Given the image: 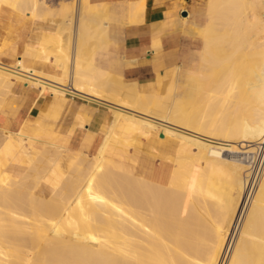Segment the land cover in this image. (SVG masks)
Masks as SVG:
<instances>
[{"label":"bare ground","instance_id":"1","mask_svg":"<svg viewBox=\"0 0 264 264\" xmlns=\"http://www.w3.org/2000/svg\"><path fill=\"white\" fill-rule=\"evenodd\" d=\"M97 6L0 0L34 22L23 55L0 61V109L17 82L116 106L94 156L0 130V264H264V175L246 198L235 156L264 138V0H206L191 83L177 90L174 68L164 94L97 67L96 43L83 52ZM47 62L54 74L35 66ZM152 135L177 145L165 178L135 169L131 149Z\"/></svg>","mask_w":264,"mask_h":264},{"label":"crops","instance_id":"2","mask_svg":"<svg viewBox=\"0 0 264 264\" xmlns=\"http://www.w3.org/2000/svg\"><path fill=\"white\" fill-rule=\"evenodd\" d=\"M132 1L145 2L144 15L131 12L129 2ZM91 2L100 5L92 15L90 33L91 42L93 45L96 43L97 67L114 77L122 78L124 83L125 80L137 82L135 84L138 89L144 93L155 94L166 92L174 70L177 69V78L180 79L177 90L187 91V80L182 76L198 65L199 56L197 60L196 57L203 46L200 32L207 21L206 4L204 8L203 3L197 5L195 14L186 9L193 7L198 0ZM134 15L144 17L143 21L136 18L137 22L134 21V24L131 22ZM33 25V20L18 17L16 11L6 7L1 9V62L13 66L18 56L23 55L27 45L32 42ZM188 38L191 41L186 40ZM190 53L193 58L191 65L183 68L181 63ZM50 64L36 63L35 66L37 69H44L47 74H54L55 70ZM41 90L39 86L15 83L0 109V130L51 142L63 140L69 150L90 156L97 155L113 121L111 107L116 106L103 100L98 102L70 94L60 97ZM162 138V135H152L138 140L131 149V155L136 160V171L151 169L155 176L165 178L167 172L176 165V143L172 140L161 141Z\"/></svg>","mask_w":264,"mask_h":264},{"label":"built area","instance_id":"3","mask_svg":"<svg viewBox=\"0 0 264 264\" xmlns=\"http://www.w3.org/2000/svg\"><path fill=\"white\" fill-rule=\"evenodd\" d=\"M235 156L247 168L249 176L245 197L250 198L264 175V138L261 143L255 145L252 149H245L241 154Z\"/></svg>","mask_w":264,"mask_h":264},{"label":"rangeland","instance_id":"4","mask_svg":"<svg viewBox=\"0 0 264 264\" xmlns=\"http://www.w3.org/2000/svg\"><path fill=\"white\" fill-rule=\"evenodd\" d=\"M67 1H68V3H71V2L74 1L76 4L80 2V0H49V3H50V7L51 8H52V6H53L54 9L56 8L55 10L57 12V10H58L57 8L59 7V5L63 4L64 2L67 3ZM202 3H203L202 6L204 8L205 7V4H206V0H198V3L197 4H194L193 7H191L190 9H186V10H188L189 12H192V13L195 12V14H196V12H197V5L202 4ZM53 8H52V10L55 11ZM58 11L60 12V11H62V9H59ZM95 13H96V10L92 11L90 20L87 23V29H88V31H87V34L84 35V38H85V45L83 47V52L84 53H86L92 47V45H93V43L91 42L90 33H91V26H92V15L95 14ZM185 15H187V14H185ZM203 32H204V27L202 28V30L200 32V34H201L200 36H201L202 39H203V37H202L203 36ZM186 40L191 41L190 38H188ZM199 55H200V52L197 55L196 60H197V58H198ZM192 59L193 58L191 56V53L189 55H187V57L185 59H183V62L181 63V64H183V68H187L189 65H191V60ZM189 73H187L185 76L184 75L182 76V77H185L186 80H187V84L186 85H188V83H191V82H188V81H190V80H188ZM190 86H192V85L190 84ZM69 87H71V86L69 85ZM119 187L120 186H117V188H119ZM123 188H125V187H123ZM123 228L125 229V226Z\"/></svg>","mask_w":264,"mask_h":264}]
</instances>
